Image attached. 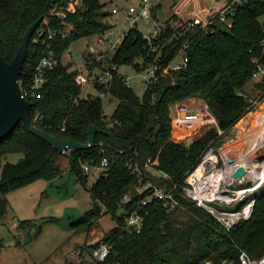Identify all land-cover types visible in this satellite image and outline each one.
<instances>
[{"label":"trees","instance_id":"1","mask_svg":"<svg viewBox=\"0 0 264 264\" xmlns=\"http://www.w3.org/2000/svg\"><path fill=\"white\" fill-rule=\"evenodd\" d=\"M66 1L0 0V55L6 61L13 59L24 32L38 18L50 19L51 29L67 33L64 39L57 36L49 41L57 64L45 71V82L32 93L31 80L39 58L47 49L41 43H28L27 65H23L18 82L22 92L28 91L25 98L31 102V123L53 136L77 142L86 141L87 127L94 124L129 145L144 167L136 165L125 151L115 150L104 133L96 135L90 149L64 151L30 133L19 122L0 140V218L6 214L8 192L39 179L51 181L61 177L66 167L84 185L87 175L82 165H99L105 157L107 165L87 189L91 206L71 224L88 232L100 216L110 215L114 225L102 242L111 248L103 260L95 259V264H237L240 250L251 258L261 257L264 254V185L251 195L254 198L252 215L229 230L207 209L185 198L183 189L186 177L198 166L205 151L217 144L220 146L222 139L233 132L234 124L264 98V79L256 81L251 76L255 59L264 50V44L261 45L264 0L236 4L234 14L227 15L229 23L214 19L202 29L198 25L186 27L184 17L173 13L150 41L137 28L127 29L115 51L105 53L100 62L88 52L85 56L88 76L93 70L104 68L101 63L115 64L118 69L129 65L136 71H144L152 63L160 67L158 79L151 81L141 96L125 84L119 70L113 71L106 94L117 98L118 104L110 117L102 111L99 96L89 93L81 96V86L76 80L81 71L73 67L71 60L63 62L62 56L71 43L84 37L101 36L110 28L104 18L111 12L104 9L105 1L83 0L64 20L49 15L54 2ZM184 43L188 45L186 65L161 74ZM250 81L252 86L247 90ZM94 86L100 88L97 83ZM190 98L203 101L215 124L186 145L171 137L170 109ZM10 153L22 156L11 162L7 160ZM147 167L153 168L156 174L150 173ZM146 184L172 192L178 205L167 211L155 198L142 204L151 196ZM251 197L235 201L232 209L240 208ZM178 209L185 216L180 222L172 216ZM134 211L142 216L138 233L126 225V217ZM31 227H34L31 219H24L18 225L22 231H30ZM40 229L37 226L35 234ZM98 245V242L90 244L88 249Z\"/></svg>","mask_w":264,"mask_h":264},{"label":"rangeland","instance_id":"2","mask_svg":"<svg viewBox=\"0 0 264 264\" xmlns=\"http://www.w3.org/2000/svg\"><path fill=\"white\" fill-rule=\"evenodd\" d=\"M102 1L106 2L104 9L107 11L116 3V0ZM170 1L164 0L162 8L157 11L158 20L162 23L170 18L172 14V10L169 7ZM223 2L224 0H203L205 5H211V7L222 5ZM104 21L110 25V28L102 34V39H104L103 47L108 48L109 43H114L127 31L128 22L121 10L116 14H109L104 18ZM152 28L153 25L139 24V30L143 34H148L152 31ZM89 38L90 41L88 40ZM97 39L98 35H93L71 43L68 50L63 54L62 61L67 62L71 60L73 67L80 70V74L84 77L86 73L85 56L89 52V47L100 48V43L97 42ZM68 51L71 52V56L69 57H67ZM76 52H78V55L75 54ZM182 55L183 52H179L175 56L174 62L180 63ZM118 70L130 79L129 86L133 92L141 96L145 73L143 71H136L135 68L133 69L129 65L119 66ZM251 86L252 81L248 83L246 89L248 90ZM87 93L95 96L98 94V90L91 80L81 87V96H86ZM101 100L102 111L110 117L118 104V99L105 94ZM200 103L202 104L203 101L190 98L171 107V137L174 140L186 144L189 142L191 144L193 139L200 137L201 134L215 124L210 114H207L184 137L177 136L176 127H174L173 122L178 117L179 106L185 104L195 107V104ZM261 117H264V98L255 104L253 110L249 111V113L234 124L233 132L222 139L220 146L217 144L212 146L210 150L208 149V151H211L212 154L219 158L220 165L223 164L220 155L223 157L229 155L231 158H236L237 160L242 159L244 151L248 149L255 137V144L258 141L263 143V141H260V136L256 135L258 132H262L263 126L256 124V120ZM206 154L207 152H205L203 158L206 157ZM21 156L22 154L20 153H10L7 155V160L15 162ZM248 162L252 170L257 169L256 166H253L254 163L258 167L263 166L264 145L252 152ZM147 169L150 173L156 174L153 168L147 167ZM100 172V170L92 168L87 174V182L83 185L76 180L66 167L61 177H56L51 181L39 179L23 185V187L17 190L8 192L6 195L8 199L6 214L3 218H0V264H95V259L90 256L88 246L102 240L106 232L113 227V220L109 214L105 213L97 219L96 226L88 232L77 229L75 225L71 226V224L88 211L91 206V197L87 189L97 179ZM210 172L208 171L207 173L209 174ZM255 179L253 171L248 173L243 179L235 182L232 181L231 175H226L225 181L227 184L220 186V188H227L226 191L228 189L235 191V189H240L241 187H244L242 189H248L253 185L252 183ZM263 185L264 180L259 181L254 191L249 192L247 196L260 191ZM227 192L232 195L230 191ZM234 203L235 201L218 206L215 202L213 205L217 208L232 209L233 207L231 206ZM172 216L178 222L185 219L181 209L174 211ZM24 219L33 220L34 227H31L30 231H22L18 228L19 222ZM37 226L41 228L39 234H35ZM78 251L80 253H77Z\"/></svg>","mask_w":264,"mask_h":264},{"label":"built area","instance_id":"3","mask_svg":"<svg viewBox=\"0 0 264 264\" xmlns=\"http://www.w3.org/2000/svg\"><path fill=\"white\" fill-rule=\"evenodd\" d=\"M83 0H67L65 3H56L54 2L49 9V15L56 16L59 20H64L67 13H74L75 10L82 5ZM246 0H225V5L221 8H209L206 12L207 14L204 17H201L198 13H194L192 16H188L184 18L187 21L186 27H194L198 25L199 28H205L210 25L214 19H218L219 21L228 22L227 15L230 17L234 14L233 8L236 4H242ZM164 0H116V3L112 5L110 12L111 14H116L118 11H122L125 14V18L128 22V29L137 28L139 30V24H146L147 26L153 25L148 34H143L144 39L150 41L154 38L164 26V23L158 20L157 6L162 5ZM181 11V10H180ZM155 25V26H154ZM70 27V26H68ZM69 29V28H68ZM67 31V30H66ZM30 41L34 45L36 43H41L44 45L45 49L42 53L41 57L36 66L34 77L31 80V86L29 90L31 93L36 91L45 81L44 74L48 69H52L57 64V59L54 56V52L49 49V41H52L57 36H61V38H66L67 33L62 32L60 29H51L50 28V19L44 18L41 19L38 26L35 28ZM124 34L119 37L114 43H109L108 48L103 47L104 39H102V35L98 36L97 42L100 43V48L89 47V52L92 54V58L96 61H101L105 53H113L117 48V45L121 43L123 40ZM91 37V36H90ZM90 41V38L88 39ZM264 40L261 42L263 46ZM182 48L179 52H183L182 59L180 63L174 62V58L168 63L166 67H164L161 71V74L167 73L169 69L178 70L186 65L187 56L185 54V50L188 48L187 43L182 44ZM71 56V52L68 51L67 57ZM104 68L95 69L91 72V75H79L76 77L78 84L82 87V85L86 84L87 81L91 80L93 85L97 83L100 88L98 90L97 96L102 98L106 94V89H108L110 82L112 81V73L113 71H117L118 67L115 64H106L101 63ZM23 65H27L24 61ZM160 67L157 63H152L148 67V69L143 72V89L147 87L151 81L157 80V72ZM251 76L256 81H261L264 79V50L261 52V55L255 59L254 69L252 71ZM124 82L127 85H130V79L128 77H124ZM22 92V91H21ZM28 94L27 90L22 92V95ZM195 107L187 106L186 116H194L197 113V109L201 108L203 118L207 114H210L209 110H207L206 105L204 103L195 104ZM212 117V115L210 114ZM214 122V118H211ZM257 120H259L257 122ZM256 120L257 125H262V133H264V117L258 118ZM261 146L264 145V140L260 138ZM210 150V149H209ZM207 152L206 157L203 158V154L201 157V161L198 166L191 171L186 177V187H184L183 192L185 198L188 197L195 202V204L201 208L207 209L216 220L221 223L227 230L232 229L238 221L248 219L253 212V204L254 198L250 199L243 204L240 208L235 209H222L217 208L213 205V203H217V205H226L230 204L233 201L242 200L247 196L249 192L243 194H236L237 190L228 189L232 195H230L226 189L220 188V186L226 185V170H232L231 165L228 164L227 158L220 155L223 164L220 165L219 158L216 155L212 154L211 151ZM102 162L99 165H91V164H83V172L84 174H88L92 168L103 171L105 166L107 165L106 158H102ZM150 164L155 163L149 162ZM200 168V169H199ZM198 171V175L196 172ZM208 171H211L209 174ZM220 172L222 174L221 178L218 179L216 185H212L210 179L213 177V173ZM226 174V175H225ZM209 179V180H206ZM145 187H150L151 196L142 201V204H145L154 198L161 201L163 206L167 209V211L173 210L177 205L178 201L173 195L172 192H167L159 186L146 184ZM251 193V192H250ZM126 197V196H125ZM127 198V197H126ZM142 216L139 212L134 211L130 215L126 217V225L131 227L136 233L140 231L142 228ZM99 245L90 249V256L94 259L103 260L107 253L109 252L111 245L108 243H103L101 241H97ZM77 253H80L78 251ZM237 264H264V254L258 258H251L245 251L240 250Z\"/></svg>","mask_w":264,"mask_h":264},{"label":"water","instance_id":"4","mask_svg":"<svg viewBox=\"0 0 264 264\" xmlns=\"http://www.w3.org/2000/svg\"><path fill=\"white\" fill-rule=\"evenodd\" d=\"M41 18L35 20L22 37L17 51L11 61H6L0 55V140L5 138L16 127L19 122H22L24 128L37 137L45 140L53 147H57L62 150H87L94 146L95 137L97 134H105L109 139L110 145L117 151H125L129 158L143 169V164L137 160L129 145L119 142L112 132L101 129L94 124H90L88 129V135L85 142H77L75 140L62 139L57 136H53L48 132L37 128L31 123L29 109L31 102L22 95L19 76L23 68V63L26 59L28 52V43L34 34L35 28L40 23ZM78 55V52L75 53ZM190 143L187 142L186 145ZM261 146V145H260ZM259 146V147H260ZM228 164L232 166L231 178L232 181H238L243 179L248 173H250L249 162L240 161L236 158H231L226 155ZM237 160V161H236ZM254 183V182H253ZM252 183V184H253Z\"/></svg>","mask_w":264,"mask_h":264},{"label":"bare ground","instance_id":"5","mask_svg":"<svg viewBox=\"0 0 264 264\" xmlns=\"http://www.w3.org/2000/svg\"><path fill=\"white\" fill-rule=\"evenodd\" d=\"M186 109H189V108H187V105H185V104L180 105L178 117L173 122L174 127H176L178 137H184L191 129H193L195 127L196 123L200 122V120L201 121L203 120V114H202L201 108H198L197 113L194 116H190V117L186 116V111H187ZM182 115H183V118H182ZM252 152L253 151H250V152L244 151V153L242 155V159H240V161H245V162L247 161L248 162L250 160V156H251ZM254 161H256V160H254ZM262 163H264V162H262ZM253 166L257 167V169H253V170L251 169V171H253V174H255V178H256L253 185L250 186V188H248V189H242L244 187H241L240 189H238V188L235 189V190H237L236 194L240 195V194H243L246 192L254 191V189L257 186V183L259 181L264 180V164H263V166L258 167L257 164L254 163ZM230 167H232V166H230ZM196 174L198 175V171L196 172ZM226 174H227V176L231 175L229 169L226 170ZM221 176H222V174H220L219 171L216 173H213V177L210 179L211 184L216 185L218 182V179H220ZM206 180H209V179L206 178Z\"/></svg>","mask_w":264,"mask_h":264},{"label":"crops","instance_id":"6","mask_svg":"<svg viewBox=\"0 0 264 264\" xmlns=\"http://www.w3.org/2000/svg\"><path fill=\"white\" fill-rule=\"evenodd\" d=\"M162 5L158 8L157 11H159L162 8ZM224 5H225V0L222 5L216 6V8H221ZM169 7L172 10V14L175 13L178 16H181V17L183 16L185 18L188 16L189 17L192 16L193 12L198 13L201 17H204L207 14L206 11L209 8H214L213 6L211 7V5L210 6L205 5V3H203V0H171ZM123 75L124 77H126L125 74ZM256 135L260 136V138L264 140V133L258 132V134ZM255 138L252 140L253 142L250 143L248 149L246 150L247 152L254 151L261 145L260 142L255 144V141H254Z\"/></svg>","mask_w":264,"mask_h":264}]
</instances>
